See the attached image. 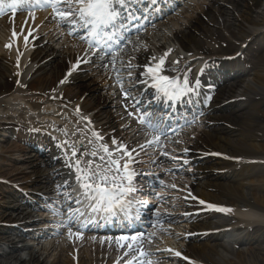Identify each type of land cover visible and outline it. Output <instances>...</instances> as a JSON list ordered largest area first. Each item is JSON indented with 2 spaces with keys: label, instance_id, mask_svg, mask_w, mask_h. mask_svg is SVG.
Wrapping results in <instances>:
<instances>
[{
  "label": "bare ground",
  "instance_id": "1",
  "mask_svg": "<svg viewBox=\"0 0 264 264\" xmlns=\"http://www.w3.org/2000/svg\"><path fill=\"white\" fill-rule=\"evenodd\" d=\"M207 1L208 2H200L199 5L202 6L194 9V15H190L186 21H182L179 27L171 25L173 20H176V18H173L158 23L153 31H151L153 28H147L145 32L141 34V37L137 38V40H131L130 43L134 44L133 47L130 49L128 47L124 48L119 57L123 55L122 60L125 63L127 61L126 58H128L136 60L139 66L140 64H148L152 61L151 54L153 53L150 48L146 49L145 47L146 44H149V36L153 34V32L157 35L158 31L166 33L168 32L166 29L170 28L171 31H169L173 33L174 38L180 43L179 45L185 49L186 53L189 52V55H181V53L175 49L173 50L176 54L175 58L179 59L180 65H184L185 62H188L189 66V62H192V69H190L189 66V73H192V75L196 74L193 70L197 68L200 63H206L208 66H214L218 63L221 66L230 65L232 70H230L229 75H233L235 78L244 76L242 80L236 81V85L234 83H229V85L226 86L228 95L225 99H221L216 103L217 109L209 116L207 122V126L210 127L194 141L193 145L188 146V151L180 155L183 157H179L178 155L176 158L171 159L172 161L166 159V162L170 163L172 166L171 169L176 171L185 170L187 167L186 161L191 162L194 160L195 163L197 162V166L194 167L192 173V176L196 178V182L192 185L195 197L202 202L210 203V206H221L225 209H231V211L235 213L234 221L227 222L225 226L218 225L213 222L214 216H216L214 213L215 211L206 209L205 206L199 204L191 197H188L185 201H180L185 207L183 208L184 211H189V209H205V213L196 217L193 223L190 224V230H187V233L183 235L185 249L182 254L188 261L177 259L178 257L168 253L163 254V257L168 256V258L172 260H180L179 264H264V219H262L264 214V172H254L255 168H258L260 164H262L261 161L264 160V131L261 132V130H257L259 135L256 136L245 134L244 129L251 130L254 127L251 126L249 122H245L244 125H242L239 120L241 116H244V119L252 120L254 114L246 110L258 108L264 104V91L261 90L264 89V57L259 53H254L260 46H264L261 44L264 41V0ZM191 5L194 8L196 3H189V8H191ZM44 15H37V21L45 18ZM227 22L230 23L229 27L233 29L231 35L237 40L236 44H232L228 41L224 34L228 32V28L225 25ZM61 31H63V33L65 32L63 29H61ZM64 34H66V32ZM39 35H41V33ZM55 35L59 36V32ZM55 35H53V39ZM142 37V41L146 40V42L142 45V49H138L139 40ZM59 38L56 40H59ZM245 43L247 44L245 47L246 49L244 48L242 53L245 55V60L253 65V68L250 69L252 73H248L246 77L245 75L248 69L235 63L231 64L221 57L224 54V50L233 48L236 50L232 53H228V55L236 54ZM37 44L40 43L37 42ZM169 47H171V45L168 47L161 44L157 45L154 53H163L165 50L169 49ZM174 53H172V55ZM199 54L205 55L203 59L199 57ZM130 56L133 58H130ZM1 58L2 57H0V60ZM66 58L65 56L62 57L59 50L53 47L49 49L48 46H40L35 52L33 51L30 63L28 62L27 64L25 57L23 58V61H21V68L24 74L28 69L27 74H30L31 77L29 84L33 89H38L35 86L43 83V80L38 76L39 72L41 73V71L53 69L56 73H52V76L57 78V80L55 78L51 79L48 88L54 90L57 85H59L60 79L63 78L64 75L67 76V73L71 70V68L67 66L69 61ZM91 59L97 61L99 60V56L94 55ZM107 59L110 60L107 61ZM104 60L103 63H108V74L111 79L104 80L102 78L101 87L96 80L88 79V74L80 73V76H77L73 73L75 76L72 74L69 76V81L73 76V82L91 80L86 84L81 82L77 84L78 92L75 95V97L81 98L88 91L89 94H92L89 98L90 103L88 101L81 103L73 99V108H75L76 111L80 108V111L83 113L90 114L96 110L97 107L102 106L103 108L95 113L92 119L93 122L98 124L102 123L103 125L101 128H103V130H105V126L108 125L111 128L116 127L113 109L119 107L120 93L117 89L122 85V82L119 80L116 83L118 75L114 74L113 70L110 71L114 69L115 62L120 63L119 59L113 60L112 58H104ZM171 60L172 57H169L168 64L172 63ZM15 62L16 61L13 60V64H15ZM0 65L2 64L0 63ZM87 66L90 65H86L85 67ZM124 66L125 65L120 63L118 68ZM19 70H16L12 66V71L16 73V77L19 76ZM107 77L106 75V78ZM23 78L26 79L24 76ZM24 79H22L21 82H23ZM106 84L108 85L107 93L105 95L96 94L97 91L99 92V88L105 89L107 87ZM13 85H15V83L9 82L8 74L3 67L2 70H0V96L10 91ZM109 93L111 94L110 96L108 95ZM86 98L84 100H86ZM242 98H244V100H242ZM224 101H231V103L224 104ZM93 105H97V107L93 109ZM261 124L264 126V120L261 121ZM231 135H235V137L231 138ZM198 151L219 152L222 153V158L219 160H210L211 157L215 158V156L201 158L200 156L202 154L198 153ZM33 155L34 154H30L28 164H30L33 171L37 173V178L34 180L35 182L51 181V179H53L52 177L58 175V172H56L54 168H51L49 171L40 170L38 168L37 158ZM237 158H240L239 162ZM186 173L189 172L186 170ZM10 188L12 189V187ZM248 188L250 197H247L244 192V190ZM35 192V190H31L30 200L23 201L25 196L18 190H8L7 193L9 196H3V198H6V206L10 209L3 213L4 218L0 221L15 222L20 220L17 216L14 217V215L8 211L12 210L14 212L15 210H20L21 205L37 206L38 195L33 194ZM167 193L168 191L160 197L162 199H167V197H165ZM159 212L161 213L157 219L160 221H173L176 219V216L164 214L163 211ZM253 215L255 216L253 217ZM227 226L230 228L233 227V229L235 228L234 232H236V237H232L233 242L236 244V250L234 251L220 242L221 238L225 235L222 228ZM11 231H18L19 235H25V237L28 235L27 232H24L19 227L11 228L0 226V232L9 233ZM240 231L245 236L239 233ZM199 232L201 234L197 236ZM191 233H194L193 236ZM38 235L39 233L34 237H38ZM66 242L67 244H64V246L58 242H53L50 246L48 245V251L58 246L62 248L59 253L53 257L54 259L50 264H60L62 253L67 256L71 255V251L74 252L75 250H79V247L75 248V250L73 249L77 246L73 240L66 239L65 243ZM87 245L92 246L93 244L87 243ZM239 247L243 248L240 249ZM219 248L228 251L230 255L222 257ZM23 249L24 247H20L14 242L11 235L0 234V264H43V250L37 253L34 248L28 249L30 257L28 259H23L19 256ZM75 255L76 257L67 260L66 264H105L104 259L101 260L99 257H97L98 260L89 259L87 255L81 251H79V253L76 252Z\"/></svg>",
  "mask_w": 264,
  "mask_h": 264
},
{
  "label": "rangeland",
  "instance_id": "2",
  "mask_svg": "<svg viewBox=\"0 0 264 264\" xmlns=\"http://www.w3.org/2000/svg\"><path fill=\"white\" fill-rule=\"evenodd\" d=\"M184 7H181L180 10L181 13H184V16L178 15V18H176L175 21L171 23L172 26L179 27L180 23L182 21H186V19L189 17V10L184 9ZM177 12V13H178ZM180 13V14H181ZM175 16V15H174ZM229 24H226L228 28V32L225 34L228 41H230L232 44L236 43L234 42L235 39L232 37L231 32L232 28L228 26ZM5 24L3 22H0V70L4 67L6 69V72L8 74L9 82L15 83L13 85L12 89L8 92H5L0 96V178L7 179L9 181V184L6 185H0V219H2L1 211H3V207L5 205V199H3V194L1 189H8V187H15L19 188L21 187H28V188H34L40 185L39 182H35L34 180L37 178L36 172L33 171L32 166L28 164L29 155L26 154V148L24 145H22L20 142L16 141L13 137L12 131L15 130L16 133L21 132L23 129H25V126H33L40 124H46V125H53V123L58 122L61 124L64 128L68 129L69 132L76 131L78 133L84 132V126L81 122V120L71 114V110L69 109L71 106H68L67 103L72 104L74 100L81 101L83 103L89 102V98L92 94H89L87 91L83 97H75V95L78 92L77 84L81 83H89L91 80L87 81H79L67 84V79L65 80L66 86L63 87V85L57 86L54 90H49L48 84L50 83L51 79L55 78L52 76V73L54 70H47V71H41L39 72L38 76L43 80V83L38 84V89H33L31 85L29 84L31 77L30 74H27V70L25 71V74L22 73V76L26 77L23 82H20L21 78L16 77V73L12 71V66L16 70H19V67L15 66L13 64V58L14 53L13 52H7L2 48V36L5 35ZM171 29L168 28V32H159L155 35V32L151 34L149 37V44H146L149 47H153L151 43H154L155 45H165L166 47H169V51L171 48H181V46L178 44V41L176 38H174V35L172 32H170ZM155 36V37H154ZM43 46H48V48L52 49L55 48L56 50H59L62 54V57H70L72 61L73 57H76L77 54L80 53V51H76L77 49H73L70 47V44L64 40H60V44L56 42L55 40H49L48 37L45 35L43 36ZM2 40V41H1ZM233 50V49H232ZM232 50H228L226 52H231ZM5 51V52H4ZM32 53H29L27 55V50H25L24 57L25 61L28 64L30 63ZM67 59V58H66ZM19 65V64H18ZM89 73V74H88ZM21 74V72H20ZM89 77L88 79L96 80L99 86L101 87V78L98 76H94L95 74L92 72V70L88 69L86 70V73ZM26 75V76H25ZM91 76H93L91 78ZM17 80H16V79ZM57 80V78H55ZM104 88H99V92L97 91L96 94H102L105 95L106 91L103 90ZM61 92V93H60ZM95 92V91H93ZM79 96V95H78ZM87 97V98H86ZM86 98V100H84ZM58 99V100H57ZM74 99V100H73ZM68 100V101H67ZM97 105H93V109L96 108ZM103 107H97V110L102 109ZM46 111H53L55 114H45ZM114 113V109H113ZM253 118L251 121H247L252 123L254 126L251 130H245L244 133L248 135L256 136L259 132L255 130H262L264 131V126L261 124V121L264 120V104L260 106L259 109H256L253 111ZM94 115V114H92ZM241 123L243 124L246 122L243 117L240 119ZM3 128L6 130H3ZM9 129V130H8ZM259 135V134H258ZM235 137V136H234ZM180 138L179 143H183V141ZM178 145H175V150H177ZM184 146V145H182ZM179 150V149H178ZM189 171V167H187ZM262 171L264 172V166H259L258 168H255V171ZM176 177L178 179H176ZM163 180H161V186L158 188H155L153 193H156L157 195L159 192L162 191H168L171 193V196L166 201H161L158 204H155L153 212L157 213L159 210L165 211L166 213L171 214H181V210L179 208L180 204V195L182 196V192L179 191L180 185L189 187V174L185 173H177L174 171H165V173L162 175ZM28 183V184H27ZM176 183V184H175ZM165 185V186H162ZM41 185L44 186V191L46 189V186L49 187V184L47 185V182H43ZM171 185V186H170ZM179 185V186H176ZM7 187V188H6ZM22 187V188H23ZM175 187V188H174ZM245 195L247 197H250L249 194V188L244 190ZM176 200V201H175ZM16 217L18 213L17 211H8ZM234 216L230 213L222 214L219 218H217L215 221H218L221 225L225 224L229 221H234ZM179 219V218H178ZM20 221V220H19ZM187 222L183 220L178 221H172V222H159L157 224H151L150 231L154 233V236L157 235V238H150V243L155 245V247L160 246L164 243H170L172 245H180L184 246V244L181 242L182 234H184V228L186 227ZM234 234H236L234 232ZM17 235H12L11 238L15 240V242L19 245H22L24 242L19 241L20 239L16 237ZM27 242V240H26ZM222 244H226L230 246L231 250H236L233 242L224 240L221 242ZM41 248V246H40ZM155 251H159L160 249ZM220 249V254L223 256H228L230 253L226 250ZM27 250V249H26ZM149 250V249H147ZM166 250V249H164ZM1 253V251H0ZM47 256V254H44V257ZM1 257V255H0ZM21 258H29L28 252L22 253L20 256ZM43 257V258H44ZM61 263L63 264V261L66 262V257L64 255H61ZM46 260H48V264H50V261L52 259V256L45 257ZM153 261V264H164L166 261L165 258L161 256L159 257H153L151 258ZM15 263V262H14ZM16 264V263H15Z\"/></svg>",
  "mask_w": 264,
  "mask_h": 264
},
{
  "label": "snow or ice",
  "instance_id": "3",
  "mask_svg": "<svg viewBox=\"0 0 264 264\" xmlns=\"http://www.w3.org/2000/svg\"><path fill=\"white\" fill-rule=\"evenodd\" d=\"M139 2L140 0H0V14L5 13L6 9L10 8L14 15L15 10L21 4H30L34 8L50 7L53 11L52 18L66 24L69 27V35H74L77 32L86 33L80 35L79 38L94 49L93 54L102 52L103 55L111 56L114 51L113 45L116 46V50H122L121 41L127 43L126 36L121 29L129 22L139 19L130 10V5ZM12 35L14 39H19V35L15 31ZM31 35L32 33L29 32L28 36ZM24 40L27 44L28 37L25 36ZM6 47L11 48V45H6ZM168 54L170 53L165 54V58ZM84 62L86 63L87 60ZM164 62L165 60L161 59L155 68L149 67L146 69V72L152 76L154 81L151 85L153 88L169 99H183L185 96L197 92L199 83L190 85L186 76L183 81L178 77L173 79L161 76L159 73L163 70ZM176 63H179V61ZM78 67L79 64L74 66L73 71ZM71 74V72L67 73L69 76ZM64 82L61 81V83ZM125 98H127L126 95ZM77 114H79V109H77ZM139 122L141 124L147 122L151 128L160 131L159 123H153L151 120L146 121L144 115L139 117ZM194 122H196L194 119L187 121L188 124ZM95 135L100 138L98 134ZM113 143L116 142L113 141ZM158 143H160L159 135L149 141V144ZM141 147L146 148L148 145H142ZM102 151L109 157L114 155V153L109 152L106 146L102 148ZM117 151H123L129 162L121 166L119 160L109 159L106 161L107 168H101L100 165H93L92 163L85 167L82 166L80 160L67 165L74 168L76 172V181L82 190V198L74 201L75 210L67 212L68 219L62 226L70 227L79 222L80 217L85 216H87V219L80 224L81 229L87 227L89 223L95 222L96 217H100L105 221L113 217H122L125 221L138 218V214L136 217L131 216V202L127 199L136 190L133 181L138 173L130 170L132 167L131 160L134 157L132 151H128L125 146H121ZM133 151L136 150L133 149ZM76 155L77 153L73 150L72 157ZM81 155H86V153ZM91 156L97 158L96 153H92ZM72 157H68V159L71 160ZM98 159L104 161V156H99ZM193 199L195 198L193 197ZM208 209L225 213L231 211V209L210 205ZM72 235L73 233L69 231L70 238ZM142 240L143 237L138 235L119 237L118 246L120 248L126 246L124 255L129 256L130 253L132 254L127 264H153L151 259H147L150 254L141 247ZM166 251L172 252V249H166ZM174 255L183 258L180 252H175Z\"/></svg>",
  "mask_w": 264,
  "mask_h": 264
}]
</instances>
